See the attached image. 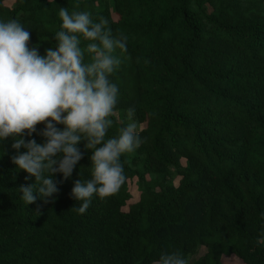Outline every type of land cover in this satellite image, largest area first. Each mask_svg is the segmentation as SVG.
<instances>
[{"label":"trees","instance_id":"16d2710c","mask_svg":"<svg viewBox=\"0 0 264 264\" xmlns=\"http://www.w3.org/2000/svg\"><path fill=\"white\" fill-rule=\"evenodd\" d=\"M63 7L127 37L106 139L134 108L142 142L121 156L120 189L83 214L70 195L90 178L83 142L54 198L29 205L18 188L33 180L0 144V264H151L176 250L189 264H264V0H0V20L43 55Z\"/></svg>","mask_w":264,"mask_h":264},{"label":"clouds","instance_id":"9594fccd","mask_svg":"<svg viewBox=\"0 0 264 264\" xmlns=\"http://www.w3.org/2000/svg\"><path fill=\"white\" fill-rule=\"evenodd\" d=\"M58 16L54 44L43 55L28 46L30 30L15 19L0 20V144L11 140L16 172L33 180L18 188L29 205L54 198L53 177L59 174L62 182L72 175L83 142L91 153L90 178H78L70 192L79 202L75 211L83 214L94 197L105 199L120 189L126 180L121 156L138 148L142 137L135 109L129 108L118 134L106 139L119 92L110 76L127 53V37L111 35L106 20L94 21L86 11L63 7ZM33 133L43 142L26 139ZM151 264H189V259L178 250L165 251Z\"/></svg>","mask_w":264,"mask_h":264},{"label":"rangeland","instance_id":"374dc122","mask_svg":"<svg viewBox=\"0 0 264 264\" xmlns=\"http://www.w3.org/2000/svg\"><path fill=\"white\" fill-rule=\"evenodd\" d=\"M130 192L132 195H134L133 201H135L136 199L135 196L137 195L136 183L132 185ZM126 209L127 208H124L123 210H126ZM222 262L223 264H242L239 260L235 259L234 257H223Z\"/></svg>","mask_w":264,"mask_h":264}]
</instances>
